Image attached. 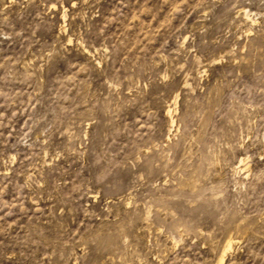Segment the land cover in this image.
<instances>
[{"label": "rangeland", "instance_id": "374dc122", "mask_svg": "<svg viewBox=\"0 0 264 264\" xmlns=\"http://www.w3.org/2000/svg\"><path fill=\"white\" fill-rule=\"evenodd\" d=\"M228 244L264 264V0H0V264Z\"/></svg>", "mask_w": 264, "mask_h": 264}, {"label": "bare ground", "instance_id": "6f19581e", "mask_svg": "<svg viewBox=\"0 0 264 264\" xmlns=\"http://www.w3.org/2000/svg\"><path fill=\"white\" fill-rule=\"evenodd\" d=\"M243 161H244V160H243ZM231 247H232L231 244H228V245H227V248L225 247L226 250H225L224 254L222 255V257H221L220 260H219V263H220V264H222V263L224 262V260H225V258H226V254H228L229 251L232 250Z\"/></svg>", "mask_w": 264, "mask_h": 264}]
</instances>
